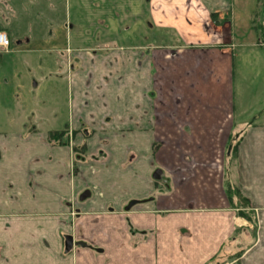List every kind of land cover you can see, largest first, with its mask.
<instances>
[{"label":"crops","instance_id":"crops-1","mask_svg":"<svg viewBox=\"0 0 264 264\" xmlns=\"http://www.w3.org/2000/svg\"><path fill=\"white\" fill-rule=\"evenodd\" d=\"M0 1V264H264L253 0H128L125 42L33 47Z\"/></svg>","mask_w":264,"mask_h":264},{"label":"rangeland","instance_id":"rangeland-1","mask_svg":"<svg viewBox=\"0 0 264 264\" xmlns=\"http://www.w3.org/2000/svg\"><path fill=\"white\" fill-rule=\"evenodd\" d=\"M262 2L263 0H253L252 20L257 26L261 23L258 21L264 17V2ZM128 3V0H12L10 2L11 11L18 17L21 36L28 34L32 38L33 43L30 47L35 46V41H48L62 45L68 38H80L79 32H81V38L86 39L87 42L100 40L125 42L127 39L126 8ZM3 11L7 10L4 3L0 1V13ZM30 23L31 30L28 32ZM9 35L11 36L10 33H8ZM22 48L28 47L23 46ZM10 50L11 52L16 50L13 43ZM10 50L7 51L8 53H1L0 58H3L4 55L11 57ZM24 55L29 54L21 56ZM39 55L41 54H37V56ZM15 59L18 60L19 56L17 55ZM20 68L23 69L19 65L18 71L21 72ZM11 71L12 69L6 68L5 65L1 66L0 61V102L4 100L9 104L10 100L13 103L9 105L13 107L15 105L14 98L19 93L14 89L17 81L11 77ZM6 80L12 81L9 86L4 85ZM21 98L22 96H20ZM9 114L0 112V121L6 120ZM7 129L4 127L3 130ZM71 238L73 246L75 241L72 236ZM78 244L80 245V243ZM64 250L66 251V238Z\"/></svg>","mask_w":264,"mask_h":264},{"label":"built area","instance_id":"built-area-1","mask_svg":"<svg viewBox=\"0 0 264 264\" xmlns=\"http://www.w3.org/2000/svg\"><path fill=\"white\" fill-rule=\"evenodd\" d=\"M262 28L264 32V18L262 20ZM261 46H264V41L260 43ZM11 48V40L8 34L0 29V53L7 52Z\"/></svg>","mask_w":264,"mask_h":264},{"label":"water","instance_id":"water-1","mask_svg":"<svg viewBox=\"0 0 264 264\" xmlns=\"http://www.w3.org/2000/svg\"><path fill=\"white\" fill-rule=\"evenodd\" d=\"M72 249V238L67 237L66 238V251H70Z\"/></svg>","mask_w":264,"mask_h":264},{"label":"trees","instance_id":"trees-1","mask_svg":"<svg viewBox=\"0 0 264 264\" xmlns=\"http://www.w3.org/2000/svg\"><path fill=\"white\" fill-rule=\"evenodd\" d=\"M230 195H231V194H230ZM242 199H244L245 202L247 203V205H249V201H248V199H245V198H242Z\"/></svg>","mask_w":264,"mask_h":264}]
</instances>
